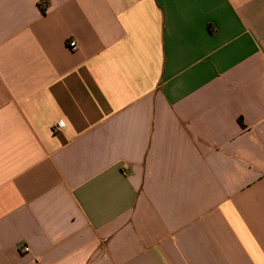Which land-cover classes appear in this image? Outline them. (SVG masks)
Returning <instances> with one entry per match:
<instances>
[{
  "label": "crops",
  "instance_id": "crops-1",
  "mask_svg": "<svg viewBox=\"0 0 264 264\" xmlns=\"http://www.w3.org/2000/svg\"><path fill=\"white\" fill-rule=\"evenodd\" d=\"M0 264H264V0H0Z\"/></svg>",
  "mask_w": 264,
  "mask_h": 264
},
{
  "label": "built area",
  "instance_id": "built-area-1",
  "mask_svg": "<svg viewBox=\"0 0 264 264\" xmlns=\"http://www.w3.org/2000/svg\"><path fill=\"white\" fill-rule=\"evenodd\" d=\"M68 44H69V48H70V49L74 50V49L76 48V44H75V42L70 41ZM55 126H56L57 129H60V128L63 127V122H62V121H58V122L56 123ZM28 249H29V248H28L27 246H25V245H23V246L21 247V250H22V251H27Z\"/></svg>",
  "mask_w": 264,
  "mask_h": 264
}]
</instances>
